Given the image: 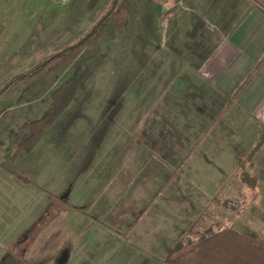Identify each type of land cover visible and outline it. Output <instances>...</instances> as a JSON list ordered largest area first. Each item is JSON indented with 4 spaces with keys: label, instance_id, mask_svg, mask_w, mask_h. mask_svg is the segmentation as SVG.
Returning a JSON list of instances; mask_svg holds the SVG:
<instances>
[{
    "label": "rangeland",
    "instance_id": "rangeland-1",
    "mask_svg": "<svg viewBox=\"0 0 264 264\" xmlns=\"http://www.w3.org/2000/svg\"><path fill=\"white\" fill-rule=\"evenodd\" d=\"M112 1L0 0V260L47 207L63 210L34 246L59 245L65 264H156L211 228L264 239V125L188 67L176 0H128L127 23L52 83L77 81L70 102L22 139L51 104L49 91L19 100L22 74Z\"/></svg>",
    "mask_w": 264,
    "mask_h": 264
},
{
    "label": "trees",
    "instance_id": "trees-1",
    "mask_svg": "<svg viewBox=\"0 0 264 264\" xmlns=\"http://www.w3.org/2000/svg\"><path fill=\"white\" fill-rule=\"evenodd\" d=\"M128 7V0H113L109 8L87 32L22 74L21 78L26 80L27 86L19 100L31 99L36 97L38 92L46 91H49L51 99L46 113L31 122L33 126L31 129L20 128L22 139H26L28 135L31 138L39 135L70 102L76 92L77 81L74 78H67L53 88L52 83L60 71L75 60L81 49L92 46L101 36L114 37L117 31L127 23ZM244 182L247 181L244 180ZM45 209L41 214L45 212ZM62 210L58 209L59 212ZM47 212L46 222H39L30 232L31 236L36 229L32 239L26 245V264H65L68 260L66 251L59 248V245L52 249L48 240L45 247L42 245L35 249L37 248L34 246L35 243L40 241L45 231L47 233L59 213L51 214L49 210ZM55 230L59 231L56 228ZM58 236H60L59 233L55 235L56 238ZM162 261L164 264H264V239L259 234L246 235L231 226L218 230L211 228L195 235L194 238L190 234H187L185 238H178L163 255Z\"/></svg>",
    "mask_w": 264,
    "mask_h": 264
},
{
    "label": "crops",
    "instance_id": "crops-1",
    "mask_svg": "<svg viewBox=\"0 0 264 264\" xmlns=\"http://www.w3.org/2000/svg\"><path fill=\"white\" fill-rule=\"evenodd\" d=\"M176 1L188 21V67L239 114L264 125V0Z\"/></svg>",
    "mask_w": 264,
    "mask_h": 264
},
{
    "label": "flooded vegetation",
    "instance_id": "flooded-vegetation-1",
    "mask_svg": "<svg viewBox=\"0 0 264 264\" xmlns=\"http://www.w3.org/2000/svg\"><path fill=\"white\" fill-rule=\"evenodd\" d=\"M61 200L64 201L63 199ZM47 211L48 209L46 208L45 212H43V214L37 218L36 222L16 236V238L9 244L4 255L1 257L0 264H26L25 253L27 246L25 243L28 242V239L30 238V232L34 229L36 224L45 221L48 213Z\"/></svg>",
    "mask_w": 264,
    "mask_h": 264
}]
</instances>
